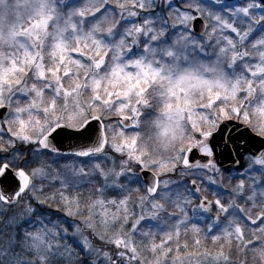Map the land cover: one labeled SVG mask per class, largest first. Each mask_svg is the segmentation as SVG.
I'll return each mask as SVG.
<instances>
[{
    "label": "snow or ice",
    "instance_id": "6c2138e0",
    "mask_svg": "<svg viewBox=\"0 0 264 264\" xmlns=\"http://www.w3.org/2000/svg\"><path fill=\"white\" fill-rule=\"evenodd\" d=\"M0 264H264V0H0Z\"/></svg>",
    "mask_w": 264,
    "mask_h": 264
},
{
    "label": "rangeland",
    "instance_id": "374dc122",
    "mask_svg": "<svg viewBox=\"0 0 264 264\" xmlns=\"http://www.w3.org/2000/svg\"><path fill=\"white\" fill-rule=\"evenodd\" d=\"M229 3L232 4V5H239L241 2H239V0H238V1H235V2H229ZM113 120L115 121V117H114ZM232 176H233V178H230L228 175L224 174V185H223V188L221 189V191L223 192L224 197L227 196L226 200H231L233 198L232 188L238 182V179L235 178V173H233ZM190 178H191L190 176H174L173 177V179L181 180V181H184L185 183H187L190 180ZM228 182L229 183L233 182V185H231V186L226 185L225 183L229 184ZM197 185L200 186L202 189L203 188H207L210 198H213V199L215 198L212 195V192L216 189L217 186L216 185H209L207 183V178L206 177H205V183L201 184L200 181L198 180L197 181Z\"/></svg>",
    "mask_w": 264,
    "mask_h": 264
},
{
    "label": "water",
    "instance_id": "95a60500",
    "mask_svg": "<svg viewBox=\"0 0 264 264\" xmlns=\"http://www.w3.org/2000/svg\"><path fill=\"white\" fill-rule=\"evenodd\" d=\"M228 1H235V0H228ZM224 167L225 168H231V169L235 170L237 165H234L230 160H225L224 161Z\"/></svg>",
    "mask_w": 264,
    "mask_h": 264
},
{
    "label": "trees",
    "instance_id": "16d2710c",
    "mask_svg": "<svg viewBox=\"0 0 264 264\" xmlns=\"http://www.w3.org/2000/svg\"><path fill=\"white\" fill-rule=\"evenodd\" d=\"M239 2H242V0H239ZM114 119V118H113ZM225 175H228L227 173H224ZM229 183V182H228ZM235 183V182H234ZM226 185H229V186H231V185H233V182H231V183H229V184H227V183H225ZM143 191V190H142ZM225 199L227 198V196H225L224 197ZM53 211H54V209H53Z\"/></svg>",
    "mask_w": 264,
    "mask_h": 264
}]
</instances>
